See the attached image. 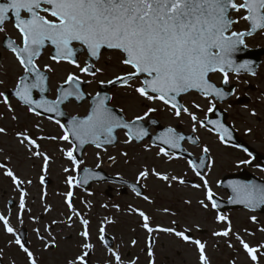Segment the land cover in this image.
I'll use <instances>...</instances> for the list:
<instances>
[{
    "label": "snow or ice",
    "instance_id": "snow-or-ice-1",
    "mask_svg": "<svg viewBox=\"0 0 264 264\" xmlns=\"http://www.w3.org/2000/svg\"><path fill=\"white\" fill-rule=\"evenodd\" d=\"M241 21L247 22L249 28L244 31L233 30L234 25ZM8 22H11L19 33V43L4 37L0 44L13 54L23 70L16 81L12 95L19 104L26 107L28 113L37 117L43 113L63 116L64 113L60 108L62 104L70 99L75 101L85 99V94L80 88V78L72 72L67 73L63 84L58 87L55 99L49 100L43 95L39 100L33 98V90H38L42 94L47 91L49 76L46 73L55 71L50 65H45L42 71L37 64V59L46 46L53 49L50 59L56 64L67 63L80 73L93 78L104 72V67H97L93 61L99 62L104 51L107 50L116 56L119 65L130 69L122 73H114L112 78L106 81L107 84L119 85L149 104L159 102L177 119L187 116L192 123L193 133L197 132L198 128H208V125H213L208 131L214 132L224 144L231 139L230 130L219 121L209 119L207 115L204 119H200L178 98L192 91L199 93L206 100L211 97L213 99L209 100L207 113H213L216 107L213 100H224L226 96L233 94L235 89L226 92L211 80V74H222L224 85L229 84L230 73L239 75L244 71L255 75L253 62L240 61L238 53L247 48L245 37L253 36L258 31L264 33V0H0V33L6 31L5 25ZM81 53L87 57L83 66L78 60ZM2 83L3 81H0V84ZM103 83L105 81H101V84ZM109 99L110 97L97 93L92 98L90 111L85 117L73 116L67 125L56 119L55 123L62 129V134L59 136H40L34 139L27 131H19L16 133L18 143L26 148L30 157L42 159V171L47 172L50 156L39 150L40 139L60 140L69 145L68 148L62 147L60 152L71 162V171H77L83 163L74 155L78 146L92 144L100 149L105 145H112L116 142L114 133L117 129L125 130L124 144L143 140L148 132L139 122L144 121L158 108L145 104L147 110L143 115H136L126 120L108 106ZM0 103L5 105L8 111H15L5 91H0ZM191 108L199 110L201 106L192 102ZM18 119L17 115L12 116V120ZM36 127L41 126L37 124ZM6 133V128L0 127V134ZM154 140L167 146V148L161 146L156 155L167 157L169 160L175 156V153L170 152L169 149L182 151V141L197 144L195 138L180 134L173 127L164 129L161 134L154 137ZM242 150L248 152L246 148ZM201 151L206 155L209 153V148L204 146ZM123 155L127 156V153ZM188 155L190 156L191 153ZM248 155L251 156V153L248 152ZM109 159L114 161L115 157L110 156ZM187 163L195 175L203 181V185H192L193 188L203 187L205 190V199L200 200L199 204L207 209L210 202L213 209L217 208L218 205L213 198L214 193L201 172L205 167L210 168L211 162L206 165L205 157L201 156L198 157V162L188 159ZM240 163L248 164L250 161L241 160ZM0 168H6V165L0 163ZM64 171L68 173L70 169L65 168ZM84 171L90 176L97 175L89 172L88 169ZM5 175L10 177L17 187L24 183H32L31 180H22L11 169H7ZM150 175L168 182L169 186L172 181L185 183L184 179L162 173L155 168L139 170L137 183ZM40 182L41 184L45 182V176H40ZM65 182L69 186V191L65 194L64 202L72 213L67 219L72 221L73 217H78L83 226L78 233L81 238L78 244L79 251L68 259L66 264H90V255L95 249L89 231L90 221L85 219L72 204L71 189L79 186L81 181L69 175ZM83 182L86 183L87 179ZM131 187L137 196L141 195L136 185ZM230 187L234 194L229 199L230 203L242 204L249 209L264 206V186L235 182ZM24 196L25 193L21 191L19 204L21 213L25 208ZM143 198L149 200L147 196ZM185 203L190 204L191 201ZM132 211L138 212L143 220L142 227L149 234L154 231L168 233L190 243L195 246L199 264H211L206 243L193 238L190 235V228L186 227L183 231L177 230L178 225L177 227L158 225L153 228L150 226V217L145 212L137 209ZM164 211L167 212L168 209ZM216 220L227 222L228 226L221 231H213L212 235L220 237L234 235L252 264H259V255H264V243L253 246L239 233H233L230 221L223 215H218ZM251 220L257 222L255 216H252ZM0 222L4 231L14 237L9 241V245L14 244L20 249L26 257V264H39L34 252L26 245L18 231L10 225L9 219L0 215ZM52 223L55 224L57 221ZM172 223L175 225L176 221ZM259 230L264 232V227ZM35 231L43 242L44 237L40 230ZM99 233L100 241L105 242L103 226L99 228ZM136 243L137 241L133 239L132 244ZM152 243V237L149 236L147 246L149 258L154 257ZM55 246L57 245L54 238L44 243L45 249ZM228 247L232 248L234 245L229 242ZM105 248L111 258L108 264H112L113 260L115 264H124L117 250L107 243ZM2 253L3 249H0V264H3ZM128 264H136V261L131 260ZM149 264H154V261L150 259ZM231 264L236 262L232 261Z\"/></svg>",
    "mask_w": 264,
    "mask_h": 264
},
{
    "label": "rangeland",
    "instance_id": "rangeland-1",
    "mask_svg": "<svg viewBox=\"0 0 264 264\" xmlns=\"http://www.w3.org/2000/svg\"><path fill=\"white\" fill-rule=\"evenodd\" d=\"M5 28L6 31L0 33V41L4 35H7L19 43L17 30L10 24H6ZM233 30H247V23L241 21L234 25ZM246 44L249 48L264 46L263 33L259 32L247 38ZM0 51H2L1 47ZM84 58L85 56H82L79 61L82 66L85 61ZM262 60L257 76L232 75L229 77V82L238 85L237 93L241 96L245 94L250 101L243 106L228 107L225 104L220 105V108L226 111L228 122L238 135L258 152L264 154V56ZM37 64L42 70H44L45 65H50L55 69L54 72L49 73V96L52 99L55 98L56 87L63 83L68 72L86 80L88 82L86 92L89 95H94L101 81L106 82L112 78L114 73L130 70L119 65L116 56L110 53L104 54L96 64L97 67H104V72L97 74L95 78L80 73L67 63L56 64L50 59L49 51L45 52ZM22 73L23 70L16 62L13 54L2 51L0 81L3 83L0 86V91L4 90V86L14 88ZM219 78L218 76V79L215 80L219 82ZM209 100L193 93L182 97L183 104L190 107L200 119H204L205 115L210 114L207 113ZM10 102L14 112L8 111V108L0 103V127L7 130L6 134H0V163L6 165V168H0V215L6 216L10 225L18 232L23 228L27 230L28 247L36 255L39 264H66L67 260L79 251L78 244L81 238L78 233L83 226L78 217H73L72 221H68L67 218L72 213L64 201L65 194L69 191V186L65 181L69 175L77 177L81 166L103 169L108 173L118 174L133 182H137L139 170L155 168L162 173L176 175L185 181L197 178L194 184L203 185V181L188 166L186 159L174 156L173 159L169 160L167 157L157 156L159 148L147 142L139 145L124 144L123 141L126 137L123 132L118 133L119 142L115 148L87 147L83 156V163L80 164L77 171H71V162L60 152L62 147H69L66 142L50 139L38 140L39 150L50 156L47 172H44L42 171V159L30 157L26 148L18 143L16 133L27 131L35 139L40 136H59L62 134V129L55 121L28 113L26 107L20 105L15 99L10 100ZM192 102L200 104L201 108L199 110L191 108ZM145 104H149V102L141 100L123 88L112 91L110 105L120 110L123 109L122 113L127 120L136 115H143L147 110L144 107ZM88 106V103L80 106L71 103L66 106V111L70 115H84L87 113ZM149 106L157 107L158 110L151 113L144 121L156 117L164 126L173 127L179 132L193 133L191 130L192 123L187 116L177 119L170 110H165V107L159 102L149 104ZM253 112L256 114L252 115ZM13 115H17L19 119L12 120ZM37 124L41 127L37 128ZM151 132L154 133V129ZM193 134L199 139V145L193 146L185 143V149L197 158L202 155L201 149L204 146L209 148L211 167L207 168L204 178L208 181L214 195L227 199L226 192L218 187V182L223 175L245 168L246 164H241L240 161L249 160V158L236 149L226 147L219 141L216 134L209 132L206 128H198V131ZM125 152L127 156L123 155ZM110 156L115 157V160H110ZM65 168H69L70 171L66 173ZM7 169H11L22 180H31L32 183H24L17 187L12 179L5 175ZM250 171L256 176L264 178V172L259 167ZM42 175L45 176L43 184L40 182ZM139 183L144 187L145 196L149 197V200L140 198L131 192L122 196L118 193V188L107 184L93 185L87 191L80 190L76 186L71 189L74 208L90 221L91 242L95 245V249L89 258L90 264H108L111 259L104 244L99 239L101 226L105 228L106 234L113 237L115 243L113 249L119 252L124 264H128L131 260H135L136 264L148 263L149 257L145 253V248L149 243L150 235L155 242L154 258L165 252V245V249H167V244H172L174 255L176 251H180L181 256L186 255L187 260L192 261L193 259L196 264H199L198 253L195 251L194 245L180 239L185 244L181 245L176 240L179 238L168 233L154 231L148 234L142 227V218L138 212H133L132 209L145 212L150 217V226L153 228L158 225L162 227H177L178 225V231H183L187 227L195 233L197 226H199V230H206L211 239L206 246L211 264H231L232 261H235L236 264H252L235 240L234 235L230 237L212 235L213 231L223 230L228 226V223L217 222L216 217L219 214L211 207L210 202H208L209 207L207 209L199 204L200 200L205 199L203 187L193 188L192 185L180 184L177 181H172L171 186H169L168 182L161 181L151 175L147 179H141ZM21 191L25 193V208L22 213L19 208ZM185 201H191V203L188 204ZM165 209L168 211L165 212ZM223 216L230 221L233 233H239L251 245L264 243V232L259 230L264 227V213L256 214L247 210H239L225 212ZM252 216L256 217L257 222L251 220ZM109 220L112 222L108 223ZM53 221H57V223L53 224ZM173 221H176L175 225L172 223ZM36 229H39L44 237L43 242L37 237ZM248 233H252V235H248ZM53 238L57 246L52 247V249H45L44 243L50 242ZM13 239L12 235L4 231L3 224L0 222V249H3L4 264H13V261L15 264H26V257L20 249L14 244L9 245V241ZM133 239L137 241L135 245L132 244ZM229 242L234 247L229 248ZM126 253L129 256H126ZM112 264H115L114 260ZM259 264H264V255H259Z\"/></svg>",
    "mask_w": 264,
    "mask_h": 264
},
{
    "label": "water",
    "instance_id": "water-1",
    "mask_svg": "<svg viewBox=\"0 0 264 264\" xmlns=\"http://www.w3.org/2000/svg\"><path fill=\"white\" fill-rule=\"evenodd\" d=\"M48 47H50V46H46L44 49H46ZM44 49L42 50L41 56L43 55ZM104 52H108V51L105 50ZM52 54H53V49H52L51 55ZM79 56H78V59H79ZM263 56H264V48L255 49V50H251V49L246 48L242 52L238 53V59L240 61H242V60H250V61L253 62V70L255 71V74H256V71H257L258 66L262 62V57ZM93 63H96V61H93ZM245 73L250 74V73L244 72V71L240 72L239 74H245ZM46 74L49 76L48 73H46ZM48 81H47V91L44 92L43 94L40 93L38 90H33L32 95H33V98L34 99L39 100L42 95H43L44 98L49 99V96H48L49 95V85H48ZM64 86L67 87V85H64ZM85 86H86V83H84V82L81 81L80 88H81V90L85 94V99L84 100H82V101H75L74 99H70L69 101L65 102L64 104H62L60 106L61 111L64 113L63 116H57L55 113H43L42 116H45L47 118H50L51 117L50 119H55V120L56 119H59L60 121H62L63 124L67 125L68 121L71 119V116H69L64 111L63 106L65 104H68L70 101H74L77 105H81L85 101H89L90 106H91L92 98L95 97V96H89L88 94H86L85 91H84V87ZM118 87H120V86L119 85L100 84L98 86L97 93H99L101 96H108L111 99L110 91L113 90V89H115V88H118ZM221 87L224 88V87H226V85H222ZM229 88H230V90L233 89V87H229ZM13 91L6 92V94L9 96V98L12 97V96H14V95H12ZM184 95H186V94H184ZM184 95H182V96H184ZM182 96L178 98L181 103H182ZM230 96L231 95H228V96H226V98L224 100H217V101L218 102H224ZM110 99L107 101V104L110 102ZM49 100H51V99H49ZM244 101H246V100L245 99H241V100H239L237 102V104H242ZM90 106H89L88 112L90 111ZM110 108H112L117 115L123 116L122 112L119 109L114 108V107H110ZM212 114H213L212 117H209V119L214 120V121H219L220 123L224 124L225 127H227L230 130V132H231V139L228 140L227 143L230 144V145L236 146V147H238L240 149L246 148L248 150V152L251 153L252 157L256 161L262 163V167L264 168V156H262L260 153H258L255 149H253L252 147H250L248 144H246L244 141H242L237 136V134H236L235 130L232 128V126L229 125L226 122V117H227L226 114L223 111H221L220 109H218V108H215V111ZM85 116H77V117L83 118ZM152 121H155V123H152ZM139 123L147 130L148 135L145 136L143 138V140H141V141H134V143L138 144V143H141V142H144V141L148 140L154 146H159V147L163 146V147H166L167 148L166 145H161L159 141L154 140V137H156L157 135L161 134L164 131V129H166L168 127H163L156 119H149L146 123H144L142 121L139 122ZM151 127H154L155 130H156V134L154 136L151 135L150 132H149V130H150ZM211 127H213V125H208V128H211ZM120 130H123V129H117L115 131V133H114V135L116 136V142L114 144H112V145H105L104 148L105 147H115L118 144V135L117 134H118V131H120ZM123 131H125V130H123ZM180 134H183L185 136H192L193 138L196 139V137L192 133H189V134L180 133ZM184 142L190 143L189 141H182L181 142L182 149H183L182 151H180V150H172V149H169V151L170 152H174L175 155L178 156V157H183V158H186V159H193V160H197V162H198V159H195L192 155H190V156L188 155L189 153L183 147V143ZM190 144H192V143H190ZM88 146H94V145H92V144H85L82 147H79V146L77 147V150H76V152L74 154H75V156H76V158L78 160H81L82 161L83 154H84V152H85V150H86V148ZM203 156L205 157V164L207 165L209 163V160H210L209 159V156L207 154L206 155L204 154ZM85 169H88L89 172L95 173L97 175H91L90 176L88 173H86L84 171ZM205 169H206V167L203 168V169H201L202 174L205 171ZM78 179L81 181L79 187H81L83 189H86V188L90 187L92 183H111V184H119V185L129 186L131 189H132L131 185H136L137 190L141 193L140 196H142L143 193H144L143 192V189H142V186L140 184L131 183V182H128L126 180H123V179L117 178V177H110V176H108V174L105 171H103L101 169H89V168L83 167L81 169L80 173H79ZM85 179H87V182L86 183L83 182ZM47 182H48V180H47ZM235 182H240V183H244V184H255V185L264 186V181L263 180H260V179L256 178L254 175H252V174H250V173H248L246 171H241L238 174L225 176L222 179L221 183H220V187H222L223 189H225L227 191V193L229 194V196L232 197L234 194H233V191H232V188L230 187V185L232 183H235ZM122 191L124 192L125 190H122ZM213 198L215 199V201H216V203L218 205V207L216 208V210L219 211L220 213H224L225 211L238 210V209H248V210H251V211L258 212V213H263L264 212V206H260V207H258L256 209H249V208L244 207V205H242V204L230 203L229 200L223 201V200H220L219 198H217L215 196ZM19 234L21 235L22 239L26 242V235H27L26 234V230L25 229H22L19 232ZM26 245H27V242H26Z\"/></svg>",
    "mask_w": 264,
    "mask_h": 264
},
{
    "label": "flooded vegetation",
    "instance_id": "flooded-vegetation-1",
    "mask_svg": "<svg viewBox=\"0 0 264 264\" xmlns=\"http://www.w3.org/2000/svg\"><path fill=\"white\" fill-rule=\"evenodd\" d=\"M218 76L221 78L220 81H222L223 80V76L216 75L215 77H218ZM231 76L232 75H229V77H231ZM230 83L236 85L233 99L239 98L241 95H239L237 93L238 92V85L236 83H233V82H230ZM7 89H11V88H7V87L4 86V90H7ZM243 95H245V94H243ZM246 156L249 158L250 163L246 164L245 168L243 167V169H246V170L250 171V170L254 169L255 167H259L260 168L259 164L257 162H255V161H252L251 157L248 154ZM109 174H112V173H109ZM112 175H118V174H112ZM116 188H118V190H119L118 193L123 195V196L128 193L127 189H126L125 193H122V190H121L122 188H120L118 186H116ZM190 235L193 238L199 239L202 242L206 243V246L211 240L210 239V234L206 230H201L200 229V230H197V232H195V233L191 232ZM150 236H152V235H150ZM105 237H106L105 242H102L104 244V246H105V243H107L108 245L111 244L112 247L115 246V243H114V240H113L112 236H109L108 234L105 233ZM176 240L179 241L181 245H185V244H183L184 242L180 241V239L179 240L176 239ZM188 244H190V243H188ZM154 245H155V242L152 243V248H154ZM147 246H148V244L146 245V247ZM167 246H168L167 249H165L166 248V245H165V248H164L165 252L163 254H158V256H156L155 258L154 257L148 258V263L146 262V264H149V260L150 259H152L154 261V264H157V263L158 264H196L195 260H193V259H192V261L191 260L190 261L187 260V258L185 257L186 255L181 256L180 251H176L175 255H174L173 245L172 244H167ZM145 253L147 254V248H145ZM126 256H129V254L126 253ZM187 256L190 257L189 255H187Z\"/></svg>",
    "mask_w": 264,
    "mask_h": 264
}]
</instances>
